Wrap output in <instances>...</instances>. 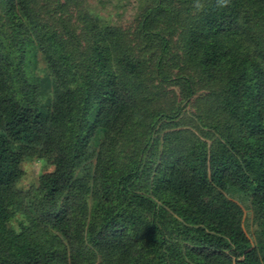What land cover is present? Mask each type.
<instances>
[{"label": "trees", "instance_id": "16d2710c", "mask_svg": "<svg viewBox=\"0 0 264 264\" xmlns=\"http://www.w3.org/2000/svg\"><path fill=\"white\" fill-rule=\"evenodd\" d=\"M80 1L0 0V264H264V0Z\"/></svg>", "mask_w": 264, "mask_h": 264}, {"label": "rangeland", "instance_id": "374dc122", "mask_svg": "<svg viewBox=\"0 0 264 264\" xmlns=\"http://www.w3.org/2000/svg\"><path fill=\"white\" fill-rule=\"evenodd\" d=\"M147 4L148 0H81L78 6H81L82 9L97 17L101 23H107L117 27L119 26L131 33L136 29L140 13L144 11ZM68 11L70 14V23L77 26L78 20L76 16V8L74 6H69ZM172 43L176 45L179 43L176 34L172 37ZM43 65L44 64L41 61L37 62V67L35 69L37 75L43 73ZM176 69L177 68H171L172 72H175ZM169 73L171 75L170 71ZM173 88L176 89L172 84H164L165 91H170ZM200 92L201 91L198 93ZM186 109L191 111L194 110L190 104L186 106ZM99 141V139L93 140L91 141V144L96 146ZM45 167L44 160L40 158L32 157L25 159L21 163L23 173L20 181L17 183V189L21 192H26L27 190L32 189L37 183L38 174L41 173ZM16 222V219L13 218L9 222V225L14 226L16 225ZM243 224L248 236L253 239V234H255L259 227L252 218L251 213L245 214Z\"/></svg>", "mask_w": 264, "mask_h": 264}, {"label": "clouds", "instance_id": "9594fccd", "mask_svg": "<svg viewBox=\"0 0 264 264\" xmlns=\"http://www.w3.org/2000/svg\"><path fill=\"white\" fill-rule=\"evenodd\" d=\"M231 0H215V7L217 9H224L230 5ZM195 7L197 10H201L203 8V4L200 3V0H194Z\"/></svg>", "mask_w": 264, "mask_h": 264}]
</instances>
